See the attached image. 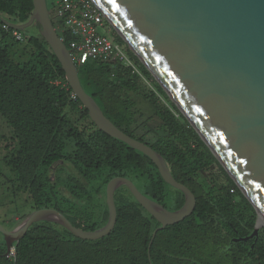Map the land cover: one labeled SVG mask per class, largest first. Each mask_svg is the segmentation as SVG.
<instances>
[{
    "label": "trees",
    "instance_id": "16d2710c",
    "mask_svg": "<svg viewBox=\"0 0 264 264\" xmlns=\"http://www.w3.org/2000/svg\"><path fill=\"white\" fill-rule=\"evenodd\" d=\"M47 5L59 35L70 47V36L60 30V19L54 13V0H47ZM32 10L33 0H0V16L13 23L26 22ZM24 30L23 38L22 29L0 19V115L14 134L12 151L3 160L12 171L7 179L12 196L23 193L31 210L55 208L86 230L106 223V186L115 176L127 177L137 187L140 182L138 188L146 196L170 210L179 208L183 193L164 181L150 157L103 132L91 120L73 95L40 25L34 22ZM7 36L13 42L25 41V61L11 55L10 45L3 42ZM116 38L124 42L118 34ZM128 49L149 84L120 62L89 59L77 65L82 86L117 127L164 156L174 178L194 193L193 212L159 229L149 247L160 223L123 185L115 191L117 220L109 234L83 239L57 223L35 222L15 245L14 255H5L6 242L0 232V264H264V228L256 240L226 248L232 237L252 231L256 210L147 67ZM136 96L147 103L151 114L142 113ZM55 163L60 165L52 173ZM66 163L74 172L61 174ZM213 165L217 172L209 171ZM220 175L228 185L219 184ZM91 203L101 208L97 221L87 220L90 214L83 211Z\"/></svg>",
    "mask_w": 264,
    "mask_h": 264
},
{
    "label": "water",
    "instance_id": "95a60500",
    "mask_svg": "<svg viewBox=\"0 0 264 264\" xmlns=\"http://www.w3.org/2000/svg\"><path fill=\"white\" fill-rule=\"evenodd\" d=\"M95 1L254 206V228L246 236L232 237L226 248L256 240L264 225L258 224L261 216L264 219V0ZM0 19L19 30L37 22L73 94L95 125L150 157L164 181L184 193L183 204L170 210L146 196L129 178L115 176L106 186L108 219L104 225L86 230L55 208L34 209L12 228L0 223L5 255L9 256L29 227L39 221L62 225L83 239L109 234L117 220L115 191L123 185L160 223L149 247L159 229L190 215L195 195L174 178L164 156L117 127L83 88L78 66L53 24L47 0H33L32 13L24 23Z\"/></svg>",
    "mask_w": 264,
    "mask_h": 264
},
{
    "label": "built area",
    "instance_id": "2783aa9c",
    "mask_svg": "<svg viewBox=\"0 0 264 264\" xmlns=\"http://www.w3.org/2000/svg\"><path fill=\"white\" fill-rule=\"evenodd\" d=\"M54 4V13L60 19V30L70 36L69 49L77 65L89 59L120 62L149 84L128 44L116 38L114 27L95 0H54ZM101 29L106 32L101 33ZM15 35L21 38L19 33L15 32ZM16 221H20L18 217ZM14 253L13 248L10 254Z\"/></svg>",
    "mask_w": 264,
    "mask_h": 264
},
{
    "label": "rangeland",
    "instance_id": "374dc122",
    "mask_svg": "<svg viewBox=\"0 0 264 264\" xmlns=\"http://www.w3.org/2000/svg\"><path fill=\"white\" fill-rule=\"evenodd\" d=\"M23 38L26 36V31L22 29ZM101 33H105L106 31L101 29ZM114 33L117 34L116 31ZM113 35V34H112ZM4 43L10 45V52L11 55L14 56V59L17 61H25L28 58V53L25 52L23 49L25 47V41L20 42H13L10 36H7L3 40ZM23 49V50H22ZM136 99L139 101L138 105L141 108V111L145 115H149L152 111L149 109L147 103L143 101V99L139 96H136ZM145 118V117H142ZM80 121V120H79ZM14 134L12 133L10 127L8 126L5 118L0 115V223L5 226L6 228L14 227L18 222H21L22 218L21 215H25L28 213L30 208V203L26 201V195L23 193H19L18 195L12 196L10 190L7 187L10 184L7 183V179H9L10 175H12V171L8 165L5 164L3 158L5 155L9 154L12 151V146L14 145ZM61 163V162H60ZM59 163H55L52 166V173L53 171L59 167ZM66 169L64 171H59L61 174H65L68 172H74L73 169L70 167V163H66ZM209 171L217 172L216 165H213ZM207 174V173H206ZM5 182V183H4ZM218 182L220 185H228L227 181L225 180L223 175H220L218 178ZM138 187H141V183H137ZM169 192H173V188H169ZM171 199H169V202ZM85 214L87 216V220L89 221H97L99 219L101 208L99 206H95L94 204H87L83 208ZM17 213V214H16ZM16 214L15 218L14 215ZM16 217L19 218L20 221H16ZM264 228V225H261V230Z\"/></svg>",
    "mask_w": 264,
    "mask_h": 264
},
{
    "label": "bare ground",
    "instance_id": "6f19581e",
    "mask_svg": "<svg viewBox=\"0 0 264 264\" xmlns=\"http://www.w3.org/2000/svg\"><path fill=\"white\" fill-rule=\"evenodd\" d=\"M258 224H259V225H260V224H264V219H263L262 216L259 218Z\"/></svg>",
    "mask_w": 264,
    "mask_h": 264
},
{
    "label": "flooded vegetation",
    "instance_id": "af4514ba",
    "mask_svg": "<svg viewBox=\"0 0 264 264\" xmlns=\"http://www.w3.org/2000/svg\"><path fill=\"white\" fill-rule=\"evenodd\" d=\"M182 192V191H181ZM183 193V192H182ZM183 196H184V193H183Z\"/></svg>",
    "mask_w": 264,
    "mask_h": 264
}]
</instances>
